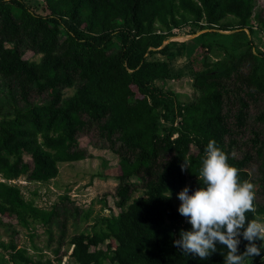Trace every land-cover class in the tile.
I'll return each mask as SVG.
<instances>
[{
	"label": "trees",
	"instance_id": "trees-1",
	"mask_svg": "<svg viewBox=\"0 0 264 264\" xmlns=\"http://www.w3.org/2000/svg\"><path fill=\"white\" fill-rule=\"evenodd\" d=\"M253 9L254 0H0V79L8 88L0 96V213L22 225L50 224L56 208L27 201L8 181L55 178L59 162L89 156L79 134L98 129L120 158L116 196L123 209L102 218L106 231L72 237L76 264H264L257 226L264 205L248 170L255 156L233 154L243 149L237 136L249 125L251 105L264 100ZM187 15L210 29L239 31L202 33L192 55L216 47L226 57L205 63L195 80L198 96L182 103L157 84L175 77L168 61L152 58L179 54L182 46L151 47L169 34L155 33L157 23L179 28ZM229 16L238 24H224ZM258 17L264 25V0ZM216 35L223 39L210 40ZM27 50L40 59L24 58ZM32 93L47 99L33 103ZM18 96L25 106L12 103ZM161 117L178 124L163 127ZM254 119L264 123V109ZM251 142L264 157L260 132ZM133 176L145 192L135 199ZM108 238L106 250L91 249ZM8 248L22 263L54 264L33 260L14 240Z\"/></svg>",
	"mask_w": 264,
	"mask_h": 264
},
{
	"label": "rangeland",
	"instance_id": "rangeland-1",
	"mask_svg": "<svg viewBox=\"0 0 264 264\" xmlns=\"http://www.w3.org/2000/svg\"><path fill=\"white\" fill-rule=\"evenodd\" d=\"M261 7L262 0H254L253 15L249 27L252 26L254 35L252 50H261L264 53V25L258 17ZM223 23L237 25L238 20L229 16L223 20ZM249 27L244 29L251 37ZM209 30L226 35L239 31V29L222 30L216 27L210 29L204 20L196 21L193 16L188 15L185 20L180 18L179 28L172 26L171 29L167 30L159 23L155 26V33L169 34L159 47H151L153 50H160L167 44H170L172 49L181 46L183 48V52L173 56H167L161 52L152 56V58L168 61L175 76L171 79L158 80L157 84L166 91H171L172 95L182 103L190 102L198 96L195 80L198 71L207 68L205 63L224 60L226 57L225 52L216 47H211L210 50L199 49L197 53L192 55V52H195V49L204 40L201 38L202 33ZM179 36L186 38L177 40L176 37ZM222 39L223 37L217 35L210 38L213 42H219ZM236 46V48L241 47L238 44ZM24 58L39 60L40 55L27 50ZM2 84L0 79V96L6 95L8 90L7 85ZM65 92L66 95H69L72 94L73 90L66 89ZM46 99V94L32 93L30 96V101L37 104L45 102ZM12 103L21 107L26 105L20 96L15 98ZM262 109H264V100L251 105L249 125L243 130V134L237 136V140L243 149L241 151L240 148L235 147L233 152L239 157L244 155V151H249L255 156L249 162L248 170L259 206L264 205V157L256 155L252 148L251 139L256 130L260 132L261 139L264 141V123L258 124L254 119V116ZM159 112L163 113V109H160ZM1 119L2 115H0V121ZM161 122L162 126L166 128H170L172 124H178L163 117H161ZM79 142L80 147L89 156L79 161L59 162V173L55 178L49 181H29L26 176H21L16 180L8 181L21 189L27 201L46 210L55 207L58 213L48 225L40 222L22 225L16 215L0 213V264H25L17 259H12V252L8 248L10 240H14L19 248L26 250V255L33 260L51 259L54 264H76L71 255L74 248L71 242L72 237L82 232L89 234L106 231L107 224L102 221V218L116 217L123 209L118 205L119 198L116 196L120 174L119 155L114 152L110 143L100 136L98 129L80 133ZM130 180L137 187L132 194V199L144 196L142 180L136 176L131 177ZM0 181H5L1 175ZM173 201L177 208H181L178 196H173ZM199 216L197 214V220ZM257 226L264 238V214L258 216ZM109 242L108 238L99 243L98 246H91V249L106 250ZM57 249H59L58 252H56ZM60 256H62V260L58 259Z\"/></svg>",
	"mask_w": 264,
	"mask_h": 264
},
{
	"label": "bare ground",
	"instance_id": "bare-ground-1",
	"mask_svg": "<svg viewBox=\"0 0 264 264\" xmlns=\"http://www.w3.org/2000/svg\"><path fill=\"white\" fill-rule=\"evenodd\" d=\"M185 36H179V37H176V38H178L177 40H179V38L181 39V38H184ZM188 37V36H187ZM186 38V37H185Z\"/></svg>",
	"mask_w": 264,
	"mask_h": 264
}]
</instances>
